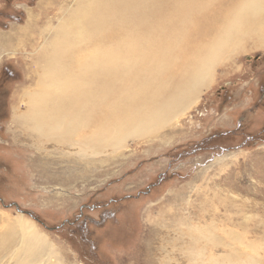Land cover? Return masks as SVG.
<instances>
[{
    "label": "rangeland",
    "instance_id": "obj_1",
    "mask_svg": "<svg viewBox=\"0 0 264 264\" xmlns=\"http://www.w3.org/2000/svg\"><path fill=\"white\" fill-rule=\"evenodd\" d=\"M75 4L0 0V230L22 214L63 264H207L200 246L210 244L181 231L213 222L221 237V229L238 232L243 257L264 264V43L221 52L185 111L143 137L127 134L114 152L104 145L88 156L76 145L26 139L23 129L39 135L12 120ZM83 203L106 208L80 216Z\"/></svg>",
    "mask_w": 264,
    "mask_h": 264
},
{
    "label": "bare ground",
    "instance_id": "obj_2",
    "mask_svg": "<svg viewBox=\"0 0 264 264\" xmlns=\"http://www.w3.org/2000/svg\"><path fill=\"white\" fill-rule=\"evenodd\" d=\"M75 2L60 36H50L53 46L39 57L35 86L23 90L24 110L14 109L12 120L39 135L23 129L25 138L76 145L88 156L104 145L114 152L127 134L143 137L185 111L208 83L221 52L235 54L245 42L264 43V0ZM4 227L2 264L61 263L34 221L17 214ZM214 227L197 223L181 231L193 243L210 244L200 246L202 261L259 263L251 253L243 257L233 243L243 244L238 232L220 228L221 237ZM215 248L223 252H212ZM189 251L198 252L195 245Z\"/></svg>",
    "mask_w": 264,
    "mask_h": 264
},
{
    "label": "flooded vegetation",
    "instance_id": "obj_3",
    "mask_svg": "<svg viewBox=\"0 0 264 264\" xmlns=\"http://www.w3.org/2000/svg\"><path fill=\"white\" fill-rule=\"evenodd\" d=\"M103 208H106V207H97V206H89L88 204H81V208L79 209V215L81 216L82 214H85L86 216H88L86 213H85V210L86 209H88V210H90V211H94V210H97V209H101V212H104L102 209ZM78 215V216H79ZM83 217V216H82ZM100 217H106V215L105 216H103V215H101ZM106 218H109V216L108 217H106ZM86 221H88V222H90L91 224H97L98 222H97V220L96 219H94L93 217H86ZM98 225V224H97Z\"/></svg>",
    "mask_w": 264,
    "mask_h": 264
}]
</instances>
